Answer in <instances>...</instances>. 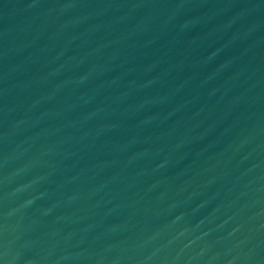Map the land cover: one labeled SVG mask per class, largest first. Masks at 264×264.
Instances as JSON below:
<instances>
[{"label":"water","instance_id":"95a60500","mask_svg":"<svg viewBox=\"0 0 264 264\" xmlns=\"http://www.w3.org/2000/svg\"><path fill=\"white\" fill-rule=\"evenodd\" d=\"M0 264H264V0H0Z\"/></svg>","mask_w":264,"mask_h":264}]
</instances>
